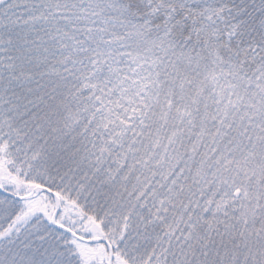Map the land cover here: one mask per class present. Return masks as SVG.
Masks as SVG:
<instances>
[{
	"label": "snow or ice",
	"instance_id": "6c2138e0",
	"mask_svg": "<svg viewBox=\"0 0 264 264\" xmlns=\"http://www.w3.org/2000/svg\"><path fill=\"white\" fill-rule=\"evenodd\" d=\"M0 264H264V0H0Z\"/></svg>",
	"mask_w": 264,
	"mask_h": 264
}]
</instances>
